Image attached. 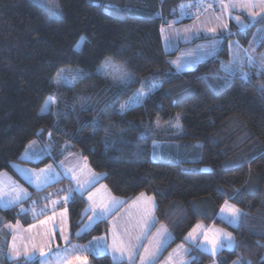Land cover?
I'll use <instances>...</instances> for the list:
<instances>
[{
	"label": "trees",
	"instance_id": "obj_1",
	"mask_svg": "<svg viewBox=\"0 0 264 264\" xmlns=\"http://www.w3.org/2000/svg\"><path fill=\"white\" fill-rule=\"evenodd\" d=\"M185 1L58 0L61 18L50 22L48 11L32 0H0V173L27 187L12 164L52 162L50 156L36 163L19 159L29 142L49 143L51 156L85 158L100 183L125 203L141 194L151 197L156 225L172 237L165 252L184 244L196 225L215 226L232 234L235 247L210 256L186 243L190 264H264V73L245 68L249 79L244 82L240 74L221 72L225 47L191 70L176 72L169 60L175 53L164 52L160 28L173 21ZM253 27L247 36H234L245 44ZM106 57L140 78L143 91L158 88L123 114L115 111V99L97 105L67 98L65 89L55 95L52 79L60 68L91 72ZM48 101L55 102L42 111ZM178 114L179 132L164 127ZM93 121H98L95 128ZM154 141L161 143L160 155L170 159H151ZM175 146L180 155L192 151L191 158L175 159ZM64 183L60 179L47 189ZM226 202L241 211L235 226L218 216ZM86 206L79 195L67 204L69 242L85 243L108 229L106 221H98L76 234ZM0 214L6 218L2 224L36 222L18 206L0 208ZM88 261L114 264L107 255H89Z\"/></svg>",
	"mask_w": 264,
	"mask_h": 264
},
{
	"label": "rangeland",
	"instance_id": "obj_2",
	"mask_svg": "<svg viewBox=\"0 0 264 264\" xmlns=\"http://www.w3.org/2000/svg\"><path fill=\"white\" fill-rule=\"evenodd\" d=\"M32 1L41 6L38 3V0ZM238 2H241V0H187L178 6V12L174 16L173 21H170L166 25H162L160 28L161 42L164 52L175 53L174 56L169 58V60L171 66L176 72L191 70L199 62L217 56L223 47L226 48L228 57L226 59L220 58L218 69L221 72L228 75V72L231 69L234 70L236 74L245 73V68L249 67L248 60L246 56H244L245 53L255 57L256 64L251 67H255L260 71V65L264 63L261 59L264 57V22L260 23L262 19H264V5L261 4V0H242V2L247 3L249 7L244 8L238 6L227 10L223 7L226 4ZM52 3L53 6L59 10L58 0H52ZM251 5H255V7H252ZM41 7L47 10L50 16L48 7ZM237 17H239L241 25H244L243 28L237 24ZM184 20L189 21L184 22ZM225 24L227 25L226 29L224 28ZM252 26L254 27L247 42L245 44L240 43L238 38L234 36V33L240 32L238 34L240 37L247 36L246 29L251 28ZM213 28L215 29L214 32L209 31V29ZM210 36H213L214 38L191 44L195 39ZM210 45H215L212 54L204 55L203 53ZM197 50H200L199 58H197ZM241 56H244L243 66H241V63L239 62ZM181 62H184L186 66L178 71L177 65ZM105 64L109 65V67H102ZM122 74L131 79L127 81L122 80ZM52 81L54 83L56 96L60 95L62 89H65V93H69L66 95L67 98L73 97L97 105L100 104L102 100L105 101L110 98L115 99L116 103L114 109L116 112H120L122 105H125L126 102L129 101L132 102L131 107L141 104L147 97L148 93H151L158 88V85L154 84L148 91H143L142 80L126 71L121 63H118L109 57H106L99 66L91 72L74 66L62 67L54 74ZM137 93L141 94V99L139 101L134 99ZM178 116L179 120H177ZM180 116L181 115L179 114L176 115L173 121L168 122L164 127L179 132L181 130ZM37 145L38 147H41V153L43 151L46 152L39 160L33 155L40 150ZM198 146L199 144L195 143V145L190 146V150L195 152L197 151ZM50 149L52 150L49 143L41 145L40 142L33 140L26 145L24 151L19 156V159L21 161L36 163L42 158L50 156L52 157V162L40 167L23 166V164L20 163L12 164L13 171L29 186L30 189H32V192L29 191L27 188L28 186H23L16 180H10L11 182L5 181L7 184L4 183V187L0 191L1 209H9L13 206H18L20 214L26 212L28 216L30 215L29 217L31 220L36 218V222L26 227L19 223L2 224L5 222L6 218L4 215L0 214V237H5L6 239L4 242L2 239L0 243V264H4V261L10 260H13L15 264H26V261H29L32 256L39 254V252L47 248L49 239L53 237L54 230L55 232H58L60 238H62V233L69 237L70 231L67 204L75 195H77V193H75L70 200L66 201L65 197L72 188L84 185V192H86L88 188L93 186L97 181V175L99 174H95L88 168L86 159L81 155L75 154L67 157H57V155L51 156L52 154L49 152ZM174 149L177 151V154L174 157L177 160H182L183 158L189 159L193 154L192 151H189V153L183 152V155H180L177 146H175ZM160 150L161 143L154 141L150 152V157L153 161H164L169 158L160 155ZM13 165H15V168ZM48 165L59 167L58 169H52L53 175L50 177L49 182L41 187H37L36 177L40 175V170L46 169ZM189 168L194 169L195 167ZM25 173H27V175H25ZM57 173L66 183L57 187L56 190L55 188L47 189L50 185H53L60 180H53V176H57L55 175ZM61 174H64L66 177H63ZM73 176L76 177L75 180L72 179ZM29 177L31 178V182H29ZM0 180L4 181V178H0ZM103 187L105 189L100 188L90 194L92 196L91 200L88 198L89 195L86 196L84 192L79 195L85 199L86 203H88L86 209H84V214L91 223L90 228H92V226L98 221H106L108 224L107 231L102 235L92 238L87 243L78 244L80 251L83 254H87V259L89 254L93 256L107 255L114 264H141L140 257L147 256L148 261H146V264H149V262L150 264H190L191 258L187 256L189 248L184 245L186 243L195 247L197 245L195 249L201 252L204 250L205 253L207 252L210 256H215L220 251L218 250L213 254L211 245L206 243L205 237L202 235L201 226L197 233L194 234L195 238L188 237L187 234L184 244H178L165 252L169 243L172 241V237L164 226L161 224L156 226V219L153 213L143 208H127V210L117 212L120 204L116 203L111 211H109L102 219L90 220V217H93L94 208L95 211H99V206L111 204L113 200L119 203L118 200L120 198L111 195L106 186ZM63 189H67L68 191L62 193L61 191ZM35 192L39 194H36ZM18 194L20 196V201L9 206L7 202L14 199ZM32 195L34 196L32 197ZM52 201H57L58 203L53 205ZM60 203L63 206L62 208L60 207ZM227 205L239 209L233 204L227 203ZM53 206L57 209L54 211L56 215L53 216L55 220H51L52 215L48 216L50 219L47 217H41L48 212V207L52 209ZM225 206L226 203L222 207ZM22 209L26 211L22 212ZM115 212L117 213L110 217V215ZM239 213L241 214L240 209ZM38 217L41 218L38 219ZM145 217H147V220H145ZM219 217L228 223L232 220V216L227 210L221 212L220 209ZM42 221L43 223H41ZM229 224L235 226L237 223ZM149 225H151V227H149ZM79 228L83 229L84 225H81ZM81 231L82 230L79 229L78 232L76 231V234ZM4 232H6V234ZM48 233H50V235L45 240L44 236ZM141 233H143V235H141ZM221 233L230 234L221 228L213 227L212 231L208 232V238L212 239L214 235ZM137 236H140L139 240L136 239ZM231 237L234 240L232 234ZM23 239L25 242H22ZM129 239H131L133 244L137 245L135 254L131 256V259H129L128 253L122 255L120 252L113 251L114 246L119 247L121 242L127 244ZM7 241L8 244L5 246L4 243H7ZM38 243L41 245V249ZM145 249L148 251L146 252ZM223 249L231 250L232 248L229 249L228 247H224ZM75 252L76 249L72 248L62 256L57 254L56 258H54V256L51 258L55 259V261L58 259L55 264H69L66 258L69 254ZM162 255H164V257H162ZM9 257L12 258L10 259ZM44 257L48 260L50 259L48 254L44 255ZM211 264L217 263L214 261ZM230 264L241 263L239 261H234Z\"/></svg>",
	"mask_w": 264,
	"mask_h": 264
},
{
	"label": "snow or ice",
	"instance_id": "obj_3",
	"mask_svg": "<svg viewBox=\"0 0 264 264\" xmlns=\"http://www.w3.org/2000/svg\"><path fill=\"white\" fill-rule=\"evenodd\" d=\"M38 3L41 5V6H45V7H48L49 11H50V16H49V20L50 22L52 20H55V19H60L61 16H60V12L59 10L53 6V3H52V0H38ZM261 4L264 5V0H261ZM244 7V8H247L249 7V5L245 2H238V3H231V4H226L224 5L223 7L227 10L229 8H236V7ZM252 7H255V5H251ZM219 19V18H218ZM236 21H237V24L241 26V28L244 27V25H241L240 23V20H239V17L236 18ZM224 28L226 29L227 28V25L225 24L224 25ZM209 31H215V29H209ZM85 38L84 37H81V40L77 43L76 45V50L79 51L83 42H84ZM231 47V45H230ZM215 48V45H210L208 46V49L203 53L204 55H210L212 54V50ZM197 58H199V55H200V50H197ZM244 56H246L247 60H248V64H249V67L253 66L256 64V59L255 57H253L252 55L248 54V53H245ZM244 56H241L240 57V63H241V66H243V58ZM262 61H264V57L261 58ZM185 63L184 62H181V63H178L177 65V70H182L184 67H185ZM102 67H109V65L105 64L103 65ZM260 71L261 72H264V63H262L260 65ZM228 75L229 76H235L236 75V72L234 70H229L228 72ZM240 78L242 81L244 82H247L248 79H249V76H248V73H240ZM121 79L124 80V81H127L129 79H131L130 77L126 76V75H121ZM146 95V94H145ZM134 99L136 101H139L141 99V94L140 93H137L136 96L134 97ZM55 101H48L46 102V105H45V108L42 109V111H45L47 109V106L49 103H54ZM131 101L129 102H126L125 105H122L121 107V110H120V114H123L126 110H128L129 107H131ZM177 120H179V116L177 117ZM98 126V121H93L92 122V127L95 128ZM36 158H39V154L38 153H35L33 154ZM13 167L15 168V165H13ZM53 166L52 165H48L46 169H41L40 170V175H38L36 177L37 179V187H41L43 185H45L47 182H49L50 180V177L53 175ZM20 171V170H18ZM25 175H27V173H25ZM55 175H59L58 173L55 174ZM66 175V173H65ZM73 180L76 179L75 176L72 177ZM29 182H31V178L29 177ZM84 185H79L78 187H75V188H72L68 195L65 197V200H70L72 198V196L75 194V193H81L83 192L84 190ZM143 195V194H141ZM89 200L92 199V196L89 195ZM20 201V196L19 194L12 200L8 201L7 204L10 206V205H14L16 203H18ZM53 205H55L56 203H58L57 201H52ZM118 203L117 201L113 200V202L111 204H105V205H102V206H99L100 207V210L99 211H95V208L93 209V217H90V220H93V219H96V220H99V219H102L109 211H111V209L115 206V204ZM228 211L230 213V215L232 216V220L229 221V223H232V224H236L238 223L239 219H240V213H239V209H236L230 205H227V202H226V206L225 207H222L221 208V212H224V211ZM23 211H26V210H23L22 209V212ZM145 220H147V217H145ZM43 223V221L41 222ZM149 227H151V225H149ZM200 225H197L195 226L189 233H188V237H192V238H195L194 237V234L197 233L198 229H200ZM77 235H79V233H77ZM141 235H143V233H141ZM204 237H205V241L207 244L211 245V250L213 252V254H215L218 250H222L224 247H228L229 249L235 247V241L233 240V238L231 237V234H216L214 235V237L212 239H209L208 238V234L207 232L204 233ZM62 239L64 240H67L68 237L63 235L62 233ZM137 240L140 239V236H137L136 237ZM226 242V243H225ZM137 245L136 244H133L131 242V239H129L128 243L125 244L123 242H121V245L119 247H116L114 246L113 247V251L114 252H120L122 255H124L125 253H128L129 254V259H131V256L135 254V249H136ZM145 251L147 252L148 250L145 249ZM18 255V254H17ZM44 255V252L41 251V256ZM10 259L12 257H9ZM77 260H80V257H77L76 258ZM140 260H141V264H146V261H148V258L147 256H141L140 257ZM84 261H85V264H86V257L84 258ZM150 264V262H149Z\"/></svg>",
	"mask_w": 264,
	"mask_h": 264
},
{
	"label": "crops",
	"instance_id": "obj_4",
	"mask_svg": "<svg viewBox=\"0 0 264 264\" xmlns=\"http://www.w3.org/2000/svg\"><path fill=\"white\" fill-rule=\"evenodd\" d=\"M37 147H38V145H37ZM38 148H40V150H38L37 151V153L39 154V158H36V159H40L41 157H43L44 156V154L46 153L45 151H43L42 153H41V147H38ZM37 160V161H38ZM21 164V163H20ZM88 165V164H87ZM23 166H28V165H24L23 164ZM58 167L59 166H55V167H53V168H57L58 169ZM47 168V167H46ZM88 168H89V166H88ZM90 169V168H89ZM91 170V169H90ZM61 175H63V177H66L64 174H61ZM54 178H53V180H57V179H61V176L59 175V176H53ZM56 177V178H55ZM58 177V178H57ZM0 178H4V181H1L0 180V191L3 189V187H4V183L5 184H7V182H5V181H9V182H11L10 180H15L10 174H8L7 172L5 173V172H2V173H0ZM10 178V179H9ZM100 180H101V176L100 175H97V181L94 183V185L93 186H91L90 188H88V190L86 191V192H84L85 190H83V192H84V194H86V196H88V195H90L91 193H94L97 189H100V188H103V189H105L103 186H105L104 184H102V183H100ZM82 192V193H83ZM106 192H108V191H106ZM109 193H110V191H109ZM111 194V193H110ZM77 195H81V193H77ZM112 195V194H111ZM87 199V198H86ZM119 201V203H117V204H120V206H119V209H118V211L117 212H119V211H122V210H127V208H143V209H146V210H148V211H150V212H152L153 213V215H154V201H153V199L151 198V197H149V196H147V195H138L137 197H135V198H133L132 200H130L129 202H127V203H125V201L124 200H122V199H119L118 200ZM87 205H88V203H87ZM52 206V205H51ZM60 207L62 208L63 206H62V204L60 203ZM55 209L56 208H54V206H53V208L52 209H50L49 207H48V212L47 213H45V215L44 216H41V217H47L48 219H50V217H48V216H51L52 215V219L51 220H55V218L53 217V216H55L56 215V213L54 212L55 211ZM57 210V209H56ZM117 212H115V213H113V214H111L110 215V217L111 216H113V215H115ZM219 214H220V211H219ZM219 214H218V216H219ZM67 215H68V213H67ZM40 217V218H41ZM110 217H108V218H110ZM39 218V219H40ZM43 218V219H44ZM155 224V223H154ZM82 225H84V228L82 229V228H80V230H82L81 232H84V231H87L89 228H90V226H91V223H90V221L88 220V218L86 217L85 218V220H84V222L82 223ZM156 225V224H155ZM157 226V225H156ZM163 226V225H162ZM197 226V225H196ZM200 226H202L201 228H202V235H204V233L205 232H207V234H208V232H211L212 231V229H213V227H215V226H208V227H205L204 225H200ZM27 227V226H26ZM165 228V227H164ZM51 230V229H50ZM167 230V229H166ZM81 232H79V233H81ZM5 234H6V232H4ZM170 234V233H169ZM50 235V233H48V234H46L45 236H44V239L46 240L47 239V237ZM68 237V236H67ZM3 239V242L6 240L5 239V237H0V243H1V240ZM90 241V240H89ZM88 241V242H89ZM22 242H25V240L23 239L22 240ZM85 243H87V242H85ZM5 244V246H7V244H8V241H7V243H4ZM79 243H76V242H69V237H68V239L67 240H64V239H62V238H60V236L58 235V232L56 231L55 232V230H54V232H53V237H51L50 239H49V244L47 245V248H45L44 250H43V252H44V255H49V260L48 259H46L45 257H44V255L43 256H41V252H39V254H36V255H34V256H32L31 258H30V260L29 261H26V262H34V261H36L37 262V264H55L56 263V261L58 260V259H56V261H55V259H52L51 257H53L54 256V258H56L57 257V254H60V256H62L65 252H69L72 248H75L76 249V252L75 253H73V254H69L68 255V257L66 258L67 259V261L69 262V264H85V261H84V258L86 257V264H88L89 263V261H88V259H87V254H83L81 251H80V249L78 248L79 247V245H78ZM83 244V243H82ZM198 244V243H197ZM38 245L40 246V249L42 248L41 247V245L38 243ZM196 247H197V245H196ZM3 248V247H2ZM203 252H205L204 250H203ZM207 253V252H206ZM164 254V253H163ZM90 255V254H89ZM77 257H80V260H77L76 258ZM162 257H164V255H162ZM90 264V263H89Z\"/></svg>",
	"mask_w": 264,
	"mask_h": 264
}]
</instances>
